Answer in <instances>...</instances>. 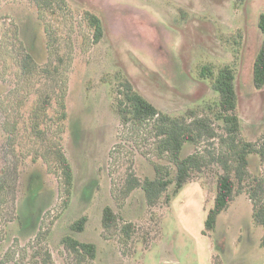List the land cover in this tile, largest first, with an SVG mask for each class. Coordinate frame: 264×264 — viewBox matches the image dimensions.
Returning <instances> with one entry per match:
<instances>
[{
    "label": "rangeland",
    "instance_id": "374dc122",
    "mask_svg": "<svg viewBox=\"0 0 264 264\" xmlns=\"http://www.w3.org/2000/svg\"><path fill=\"white\" fill-rule=\"evenodd\" d=\"M63 2L37 16L29 0H0V264H264V230L253 222L249 198L264 202L259 157L249 155L248 177L236 185L214 232L204 236L219 166L202 167L168 203L170 188L154 207L146 205L142 188L125 197L133 178L152 179L154 167L172 165L158 156L154 121L122 125L112 97L120 73L164 114H208L218 94L198 70L229 65L236 70L239 138L256 142L264 133V87H253L252 64L264 0ZM87 13L103 23L97 44ZM22 24L24 40H16ZM23 43L36 59L26 71ZM216 132L210 143L184 144L183 156L208 161L209 153L225 155L228 142L220 126ZM55 148L72 167L69 192L51 155ZM105 207L116 215L108 229L102 226ZM84 216V231H71ZM127 223L134 226L129 239L122 231ZM66 236L94 244L95 259L79 262L62 243Z\"/></svg>",
    "mask_w": 264,
    "mask_h": 264
},
{
    "label": "trees",
    "instance_id": "16d2710c",
    "mask_svg": "<svg viewBox=\"0 0 264 264\" xmlns=\"http://www.w3.org/2000/svg\"><path fill=\"white\" fill-rule=\"evenodd\" d=\"M58 0H29L34 7L37 16L40 11L50 9ZM236 3L242 0H235ZM60 0V4H63ZM40 16V15H39ZM87 23L92 29L93 43L97 44L103 37L104 27L101 19L91 13L86 14ZM18 21V20H17ZM40 23L42 20L37 18ZM27 23H30L29 21ZM25 23L27 26L28 24ZM258 30L261 34V42L255 54L252 64V83L256 90L264 87V13H261L257 22ZM16 40H24V25L15 28ZM22 50V68L24 71L30 69L36 59L27 51L26 44H21ZM199 78L208 80L211 89L218 94V99L213 106L208 107V114L198 115L194 110L187 111L179 117H171L162 113L151 104L139 92L135 91L129 80L118 73L115 76L116 84L112 86L113 110L120 119L122 125L129 123L142 124L147 121H154L153 137L157 140L158 156H166L172 168H164L157 165L154 167V178L145 177L142 181L133 178L130 189L124 190L125 197L135 189H141L146 205L154 207L159 198L165 192L166 202L176 196L184 185L191 182L196 174H200L202 167L208 163L217 164L220 171L216 179V192L212 207L207 211L204 221L202 234L209 236L214 232L218 217L229 207L234 200L236 185L241 184L248 177V167L250 154H256L259 157L260 166L264 165V133L254 142H243L239 138L241 119L236 113L237 94L235 91L236 70L234 67L225 65L215 70L213 66L203 64L198 70ZM61 112L57 116L58 122L65 126L67 113L65 101L61 103ZM34 120V129H39L38 116ZM39 126V127H38ZM220 126L225 135L224 141L228 142L225 155L214 156L209 153L208 161L202 155L183 156V145L186 143L198 145L203 142H211L217 138V127ZM38 127V129H37ZM4 130V128H3ZM5 131V130H4ZM62 131V129H61ZM6 132V131H5ZM65 132V130H64ZM57 140V139H56ZM56 141L54 143V147ZM56 152V153H55ZM51 155L56 159L58 169L61 171L64 188L66 192L72 186L73 171L72 167L65 158V154L58 151H51ZM41 158V157H40ZM34 159V158H33ZM41 161L43 159L41 158ZM249 195L253 204L252 219L257 226L264 230V202L257 204ZM116 215L110 207H105L102 213V226L105 229L113 226ZM87 218L81 217L69 225V229L76 233H81L85 229ZM126 239H129L134 232L132 223H127L122 229ZM64 246L79 260L89 258L94 260L96 257V246L92 243H82L71 237H64L62 240ZM260 246L264 248V232L260 239ZM47 258H49L47 256Z\"/></svg>",
    "mask_w": 264,
    "mask_h": 264
}]
</instances>
